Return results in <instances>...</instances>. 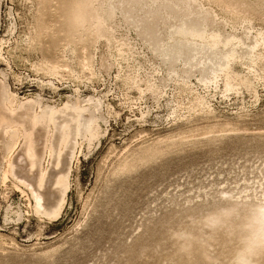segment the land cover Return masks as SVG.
Masks as SVG:
<instances>
[{
    "label": "rangeland",
    "instance_id": "obj_1",
    "mask_svg": "<svg viewBox=\"0 0 264 264\" xmlns=\"http://www.w3.org/2000/svg\"><path fill=\"white\" fill-rule=\"evenodd\" d=\"M73 1L0 0L4 109L7 91L34 122L69 103L93 116L55 210L0 179V264H264V0H197L209 23L175 60L178 16L156 45L142 12L100 28L105 0L67 29Z\"/></svg>",
    "mask_w": 264,
    "mask_h": 264
},
{
    "label": "bare ground",
    "instance_id": "obj_2",
    "mask_svg": "<svg viewBox=\"0 0 264 264\" xmlns=\"http://www.w3.org/2000/svg\"><path fill=\"white\" fill-rule=\"evenodd\" d=\"M89 1L92 0L72 2L66 12L67 29L73 31L84 24L85 7ZM115 1L105 0L100 8L97 4L99 14L96 24L110 32L113 29L108 25V22L114 20L118 10H122L131 17L142 12L144 16L141 15L142 17H138L136 20L144 29L143 32L148 35L149 40L155 41L156 45L162 41L156 33L162 15L165 13L164 23H167L168 17L178 16L179 22L173 29L167 30L165 36L178 38L177 42L168 45L165 49L173 59L177 56L186 58L185 54H188L189 50H194L187 39L194 36L203 38L204 25H208V19L210 20L206 11L201 14L194 7L197 0H119L121 6L115 4ZM224 44H227V41ZM173 52L175 53L172 54ZM3 95L4 91L0 81V161L6 165L5 168L4 165L2 168L0 167V179L4 181L7 176L13 177L15 182L23 184L31 191L38 207L37 211L52 212L61 201V185L67 174L65 171L74 155L76 136L87 131L88 122L93 119V116L89 114L87 117L86 109L77 103H69L64 105L62 111H54L48 106L46 114L38 116L34 122V112L28 101L21 103L22 107L15 108L16 96L6 91V99H4L9 105V110L6 111L1 103ZM47 127L51 128L49 133ZM17 132L20 135H17ZM6 134H10L7 139L4 138ZM19 136L22 137L21 145L14 153ZM44 155L48 157V161L50 160V166L42 171L39 164Z\"/></svg>",
    "mask_w": 264,
    "mask_h": 264
}]
</instances>
